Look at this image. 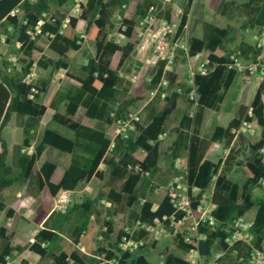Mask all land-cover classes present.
I'll use <instances>...</instances> for the list:
<instances>
[{
    "label": "trees",
    "instance_id": "16d2710c",
    "mask_svg": "<svg viewBox=\"0 0 264 264\" xmlns=\"http://www.w3.org/2000/svg\"><path fill=\"white\" fill-rule=\"evenodd\" d=\"M74 1L0 0V27L4 30L0 36V214L6 212L7 217H15L24 207L12 191L14 187L34 182L41 198L33 220L25 219L12 233L0 227V264H13L26 249L40 256L36 264H94L103 253L119 258L122 264H189L188 255L195 249L206 259L226 250L223 260L230 264H248L242 257L249 256L252 247L237 243L228 248L226 238L232 232L233 221L245 218L257 207L250 231L255 245L264 241V196L256 200L252 193L254 186L264 184V80L258 83V74H264L262 48L257 42L238 41L236 32L214 21L204 23L202 37L190 35L191 55L202 52L209 59L208 73L198 74L195 79L199 100L191 115L193 85L188 80L186 65L169 71L166 74L169 85L162 87L148 102L149 91L164 75V62H159L153 76L142 84L126 86L122 75L124 62L140 42L141 24L148 8L160 1L87 0L81 13L72 9ZM174 2L158 14L171 23L176 22ZM132 3L135 8L128 15ZM193 3L194 0H188L181 14L179 34L188 24ZM204 3L230 19L233 18L230 10L240 8L245 15L239 21L241 29L258 27L264 32V0L241 3L204 0ZM16 9L20 12L13 15ZM115 14L120 16L119 30L126 39L105 42L101 37ZM81 20L87 22L83 35L79 34ZM85 39L96 43L97 56L80 65V57L75 54L83 48ZM13 44L19 50L11 57L8 50ZM102 52L111 54L112 59H98ZM259 56H262L261 63L256 70L251 69ZM72 65L78 68L79 74L70 71ZM34 68L46 75L28 83L25 77ZM61 69L79 85L70 87L61 79L55 82L56 88L47 100L50 85ZM181 99L187 107L180 126L175 129L178 138L172 148V166L176 168L177 159L186 157L182 175L192 201L190 216L174 206L168 192L173 179L170 181L161 166L162 135L167 134L168 120ZM82 105L86 107L87 118L105 125L126 121L140 110L148 113L149 122L145 124L141 118L134 120L126 134L111 137L106 130L73 118ZM235 105L239 108L238 117L226 127L217 125L213 134L205 137L207 110L219 108L230 112ZM13 115L23 129V139L10 152L2 129ZM244 120L254 125L255 131L249 133L251 139L248 141L241 134L224 160L213 159L216 143L226 141L231 145L235 139L232 129ZM47 145L71 154V163L64 165L59 160L47 159L37 168ZM32 147L33 151H29ZM245 152L247 156H243ZM106 170L111 180L96 196L72 195L66 210L56 208L61 191H76L93 178L103 181ZM242 170L246 178L239 183L232 175L242 174ZM210 187L211 196L202 197ZM196 190L200 191L199 195ZM103 200L110 201L111 205L105 207ZM210 201L216 205L215 223L201 222L194 230L192 222L200 217L198 206ZM122 214L128 215L125 226H134L140 221L164 228L171 235L172 243L161 247V241L152 233L138 227L134 237L142 240L143 245L125 251L120 243L126 230L121 227L114 242L102 244L99 236L109 238ZM101 219L102 227L99 226ZM42 223L44 227H40ZM22 264L31 263L23 259Z\"/></svg>",
    "mask_w": 264,
    "mask_h": 264
},
{
    "label": "built area",
    "instance_id": "2783aa9c",
    "mask_svg": "<svg viewBox=\"0 0 264 264\" xmlns=\"http://www.w3.org/2000/svg\"><path fill=\"white\" fill-rule=\"evenodd\" d=\"M159 3L152 4L147 11L146 16L142 20L141 31H140V42L138 48L140 51L149 49L154 52L153 57L149 62L156 64L158 66L159 62H164V75L158 85L151 89L148 94V100H151L158 91L165 86L169 85V80L166 74L169 71H176L177 62L179 59H186V70L188 75L189 82L193 85L190 92V98L194 100L193 107L190 111L191 115H194L196 107L198 106L199 95L197 92V86L195 84V79L198 74H207L209 59L204 58L202 52H198L194 55L190 53L189 46V30L188 24L185 26L184 31L179 34V22H169L166 18L160 17L158 14L161 9H164L165 6L172 2V0H158ZM232 1V0H227ZM87 3V0H76V5L74 11L76 13H81L83 10V5ZM20 12L19 9H16L12 12L13 15ZM182 9H178L177 15L182 14ZM42 23V22H41ZM122 29L125 30L126 27L122 26ZM126 39V35L122 31H118L116 40L123 41ZM257 45L262 48L264 53V32L257 34L255 36ZM262 61V56L258 57V62L253 63L250 68L256 70L258 65ZM66 75V70L61 69L55 76V82H58ZM39 79V74L37 69L34 68L32 72L28 73L25 77V81L28 83L35 82ZM264 80V74H258V83ZM33 97V94L31 95ZM163 96H166V92H163ZM140 112H137L132 115V117L126 121H119L117 125V134L125 133L128 128L133 127V121L139 120ZM251 114V111H250ZM254 125L244 120L239 127L232 129L235 139L238 138L241 134L254 132ZM126 134V133H125ZM164 135H162L163 137ZM187 161L186 159L179 160L177 166L181 169L186 170ZM169 195L176 207L177 211H184L186 216L193 214L192 201L188 194V186L184 180V175L176 176L171 182L168 188ZM73 195L72 190H63L60 192L57 201L56 208L59 210H66L68 205L71 202ZM105 206H110L111 202L103 200ZM213 202L202 203L198 206V211L200 212V217L196 218L192 222V228L196 230L198 225L201 222H207L214 224L216 221L215 216L213 215V210L215 208ZM94 217V216H93ZM252 222L246 220L245 218H237L233 221L232 232L226 238L228 243V248H233L237 243H244L252 247L251 253L249 256L242 257L243 261H246L250 264H264V241L260 245L254 244V234L250 231ZM143 227L146 228L148 232L152 233L156 240H162L163 236L166 234L164 228H154L148 226L144 223L138 221L134 226H125L126 234L122 237L120 247L123 250H135L140 245H143L142 240H138L134 237L136 228ZM100 240H104L103 236H99ZM82 249L84 246L80 245ZM226 253V250H222L210 259H206L202 256L199 250L195 249L191 251L188 255L189 264H230L228 261L223 260ZM94 264H122L117 257L110 258L105 253L98 256V261Z\"/></svg>",
    "mask_w": 264,
    "mask_h": 264
},
{
    "label": "crops",
    "instance_id": "0c3cea01",
    "mask_svg": "<svg viewBox=\"0 0 264 264\" xmlns=\"http://www.w3.org/2000/svg\"><path fill=\"white\" fill-rule=\"evenodd\" d=\"M245 1H247V0H245ZM187 2H188V0H175V2L173 4H175V5L176 4H179V5L183 6V8H185L186 5H187ZM131 8H132V10L135 8V3H132L129 6V9L127 11V14L128 15H130L129 14V10ZM190 14H191V12H190ZM117 16L120 18L119 14H115L113 16V19H112V24L108 27V29L102 35L101 39L103 41L106 42L108 40H111L112 39V36L117 31L116 29L119 28V27H117V22H116ZM206 21L207 20H205L203 22V25H202V34L198 35V34H194V30H195V27H196V25H197V23L199 21H193V22H191L190 21V17H189V20H188V30H190V33H191L190 35L191 36L202 37L203 36V33H204V23ZM86 24H87V22L85 20H81L79 26H81L82 28L85 29L86 28ZM81 27H79V34L83 35L84 34V29H81ZM250 30H256L257 33H255L252 36V38H250V40H248V41H250L251 43H256L257 41L255 39V36L258 34V32H260L259 34H261V33H263V31H261L258 27L255 28V29H247V30H244V31H250ZM3 31L4 30L0 27V36H3ZM88 42H92L91 45L88 46ZM18 50L19 49H18V46L16 44L11 45L9 47V50H8V55L12 57L13 55H15V54L18 53ZM151 52H152V50H149V49L140 51L139 48L137 47L136 51L126 59V61L123 64L122 70H121L122 71V75L124 76V78L126 80L125 81V85L126 86H129L130 87L133 83H140V84H142L145 81H147V80L150 79L146 75H145L146 77L144 78L143 69L148 65L150 59L152 58L150 56V53ZM75 56H79L80 57V61H79L80 65L86 63L90 57L97 56V46H96V43L94 41H90L88 39H85L83 48L80 51H76ZM98 59H103L104 61H110L112 59V55L109 54V53H106V52L105 53L102 52L98 56ZM182 66L184 67L185 64H183L182 63V60L179 59L178 62H177L176 68L178 69V67H182ZM70 71H72V72H74L76 74H79L78 68L74 67L73 65H72V68L70 69ZM37 72L39 74V77H41V78H43L46 75V73L44 71H40V70L37 69ZM62 79H65L67 81V85L70 86V87L71 86L75 87L76 85H79V83L76 80H74V79H72L70 77L65 76ZM54 83H55V81L50 85V91H49L48 97L46 98L47 100H49V98L51 97L52 93L54 92V90L56 88V83L55 84ZM52 85H54L53 89H52ZM254 86L257 87L258 86V83H256ZM255 87H253V89ZM181 102H185V101L182 100V99L179 101V105H178L177 110L174 112V114L168 120V132H167V134L165 136H163L162 145H161V147H162V162H161V166H162L163 171H165V172H167L169 174L170 181L172 179H174L175 176H177V172L181 173V170L182 169L179 166H177V162L179 160L186 159V157L183 156V157L177 159V161H176V168H174V166H172V148H173V145H174L175 141L178 138V134H177V132H176L175 129L180 126V122L182 120L183 111L187 107L186 102H185V105L183 107H181ZM144 104L145 103L142 104V108H144ZM238 109H239L238 108V105H235L234 108H233V110L230 111V112H234L235 113V117L234 118L238 117ZM63 110H64V106H63ZM140 111H142V110H140ZM85 112H86V107L82 105L79 108L77 114L75 116H73V118L75 120H78V121L83 122L84 119L86 118ZM230 112H225V111H223V110H221L219 108L208 109L207 110V115H206V120H205V125L203 127V135L205 137H210L213 134L214 129H215V127L217 125H222V126H225V127L228 126L230 124V122L234 119V118H232L231 120H226L225 114L226 113H230ZM13 116L11 117L10 121L2 129V137L4 139H6L7 142L9 143L10 152H12L13 147L16 144H19V143L22 142V140L19 141V138H20V130L16 126H19L21 129H22V127L19 125L16 115H15V118H13ZM146 116H147V119H145L144 122L142 121L145 124H147L149 122V117H148V113L147 112H146ZM210 123L214 124L213 131L210 133V135H207L205 133V127L208 124H210ZM94 125L97 128H101V129L106 130V132L111 137H114L115 136V134H114L115 133V124L105 125V124H102V123H98L97 122ZM6 129H7V131L5 132ZM244 137L248 141L251 139L249 133H245L244 134ZM167 138H170V140L168 142L165 141ZM22 139H23V129H22ZM236 141L237 140L234 139L232 141L231 145H229V146L226 143V141H221V142L216 143V146H215L214 151H213V154H212V158L215 159V160H220V159H223L224 160L227 157V155L229 154L230 149H231V146ZM33 148L34 147L30 148L29 151H33ZM45 150H46V148H45ZM213 155H215L217 158L213 157ZM243 156H244V153H243ZM43 157H44V153L42 155V158L40 159L42 161L41 164L45 161V160H43ZM71 160H72V155L70 154V160L69 161H63L62 163L64 165H69L71 163ZM39 161H38V163H39ZM41 164L39 166L37 164V168H39L41 166ZM101 167L103 168L104 166L102 165ZM95 179H98V178H93L89 182H86V183L82 184L76 191H73V195L75 196L76 194H78V191H80V189L83 188V187H84V189L88 188V186ZM33 184H34V186H36L35 183H33ZM30 185H27V186H17V187H14L12 189V191L14 193H16L17 199H21L23 201V205H24V207H22L20 210H18V213H17V215L15 217H7L6 212H2L0 214V218H2L5 215L9 219L11 218V219L17 220L16 227L12 231H9V229H8L7 226L0 225V227H2V226L6 227L8 229V233H12L13 231L17 230V228L20 225V223L22 221H24L25 219L26 220H33L34 217H35L36 208L40 204L41 198L38 195L37 190H36L35 193L37 194V197L39 198V203L36 205V207H35V209L33 211V215H31V216L27 215L26 214V210L29 209L31 207V205H32V202L25 201V196H26L27 191H28L27 188ZM258 188L263 189V186L262 185L254 186L252 188V193H253L254 197L258 194L260 196L257 195L256 197H260L261 198V197L264 196V190H262L261 191V194H260V193H257V189ZM84 195H91V194L84 193V194H82V197ZM92 196H96V195H92ZM102 203H103V201H102ZM105 207H107V206H105ZM19 214H24V217H20ZM246 217H247V215L245 216V219H246ZM248 221L252 222L253 220H248ZM40 227H44L43 223L40 224ZM27 250H29V249L24 250L21 254H19L18 257L23 256ZM29 251L31 253H33V254L35 253V252L31 251V250H29ZM34 255L37 256L36 253ZM37 258L38 259L36 261H34V262H32V261H30V260H28L26 258H22V260L23 259H26L31 264H36L40 260V256L38 255ZM16 259L13 261V264H16L15 263ZM22 260H21V263H22ZM248 264H250V263H248Z\"/></svg>",
    "mask_w": 264,
    "mask_h": 264
},
{
    "label": "rangeland",
    "instance_id": "374dc122",
    "mask_svg": "<svg viewBox=\"0 0 264 264\" xmlns=\"http://www.w3.org/2000/svg\"><path fill=\"white\" fill-rule=\"evenodd\" d=\"M243 1H245V0H237V3H241ZM75 5H76V1H74L72 3V9H74ZM178 9H182V11H184L183 6H181L179 4H176L175 5V19H176V22H178L181 19V15H177ZM133 10L131 8L129 10V14H131ZM230 15L233 16L232 19L228 18L227 16H223V15L218 14L216 11H214L209 6H207L204 3V0H194V3L192 5L191 14H190L189 17H190V21L191 22H193V21H199L197 23L196 27H195V30H194V34H198V35L202 34V25H203V22L205 20H207V21H214V22H217L221 26L230 27L234 32H236L238 41L243 40V39L244 40L245 39L246 40H250V38H252V36L255 33H257L256 30L244 31V30L241 29V26H240V22L239 21L245 15L241 11L240 8H233V9H231L230 10ZM116 22H117V27H120L121 20H120V18L118 16L116 18ZM81 29H84V28L81 27ZM116 30L117 31L112 36V39L117 37V33L119 31V28H117ZM259 33L260 32H258V34ZM190 34L191 33H190V30H189V36H190ZM91 43L92 42H88V46L91 45ZM153 55H154V52L152 51L150 53V56L153 57ZM183 64H186V61ZM156 69H157V65L156 64H153L152 62H149L148 65L143 69L144 78L146 76L149 77V78H151L153 76V74L155 73ZM53 87H54V85H52V89H53ZM184 105H185V102H181V107H183ZM140 117H141V121H143V122H144L145 119H147L145 110H142L141 111ZM234 117H235V113L234 112H230V113H226L225 114L226 120H231ZM13 118H15V115L13 116ZM83 123L88 124V125H91V126H95L94 124L97 123V120L89 119V118L86 117L84 119ZM16 127H18L19 130H20V138H19V141H21L22 140V129L19 126H16ZM213 127H214V124H212V123L208 124L205 127V133L207 135H210V133L213 131ZM6 131H7V129L5 130V132ZM116 133H117V125L115 124V133L114 134H116ZM169 140H170V138H167L165 141L168 142ZM246 155H247V153L245 152L244 153V156H246ZM213 157L217 158L215 155H213ZM47 159H51V160H55V161L56 160H59V161H61L60 163H62L63 161H69L70 160V154L69 153H66V152H63V151H61L59 149L53 148L52 146H48L47 145L46 146V150L44 151L43 160H47ZM41 162L42 161L40 160L39 163H38V166L41 164ZM236 168H238V167H236ZM182 170H181V173L177 174V176H182V172H183ZM232 178L235 181H237L239 183H242L245 180L246 175L244 174V171L242 170V174H241V172L240 173H233ZM110 180H111V177L109 175V171L106 170L105 180L102 181V180H99V179H95L88 186V188H86V189H84V187L81 188L80 191H78V194H76L75 196L78 197V198H81L82 197V194H84V193L91 194V195H97L99 189L106 182H109ZM33 183L27 188L28 191H27V194L25 196V201L32 202L31 207L26 210V214L29 215V216L33 215V211H34L36 205L39 203V198L37 197V194L35 193L36 192V187L34 186ZM262 186H263V189L258 188L257 189V193H260L261 194V191L264 190V184ZM211 193H212V187H210L205 193H203L202 194V197L209 198L211 196ZM196 194L199 195L200 194V191L199 190H196ZM256 196H255L256 200H260V197H256ZM258 196H260V195H258ZM256 212H257V207H253L247 213L246 219L247 220H254V218L256 216ZM19 215H20V217H24V214H19ZM128 220L129 219H128V215L127 214L120 215L118 217L117 228H116L115 232L112 233V235H110L109 238H104L102 244L108 245L110 242H114L116 240V238H117L118 231L120 230L121 227H125V225L128 224ZM16 224H17V220L11 219V218L9 219L5 215L2 218H0V225L7 226L8 229H9V231H12L16 227ZM102 224H103V219H101L99 221L100 227H102ZM171 243H172V237H171V235H169V234L166 233L163 236V239L161 240V247H164L167 244H171ZM34 254L31 253L29 250H27L23 256H20V257H18L16 259L15 263L16 264H22L21 263L22 258H26V259L34 262V261H36L38 259L37 258L38 254H36L37 256H35Z\"/></svg>",
    "mask_w": 264,
    "mask_h": 264
}]
</instances>
